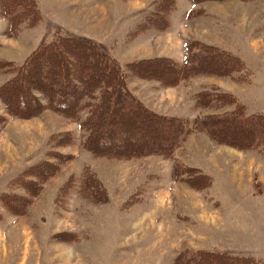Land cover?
Listing matches in <instances>:
<instances>
[{
    "label": "rangeland",
    "instance_id": "obj_1",
    "mask_svg": "<svg viewBox=\"0 0 264 264\" xmlns=\"http://www.w3.org/2000/svg\"><path fill=\"white\" fill-rule=\"evenodd\" d=\"M33 2L23 3L32 14L20 26L0 14V62L20 65L61 37L88 39L125 70L139 101L169 120L193 128L238 106L264 116V0ZM161 10L168 28L140 32ZM185 43L197 70L167 85L158 65L183 63ZM12 77L0 69V88ZM224 98L231 106L219 107ZM88 113L77 122L45 109L0 124V264H185L207 253L264 264V145L237 147L232 132L218 140L207 125L170 157L95 156L82 145Z\"/></svg>",
    "mask_w": 264,
    "mask_h": 264
},
{
    "label": "trees",
    "instance_id": "obj_2",
    "mask_svg": "<svg viewBox=\"0 0 264 264\" xmlns=\"http://www.w3.org/2000/svg\"><path fill=\"white\" fill-rule=\"evenodd\" d=\"M15 1L18 0H0V14L8 19L11 28L16 22H21L17 24L19 26L25 23L21 18L25 14H32V8L25 11L23 3L32 7L34 5L33 0H19L22 3L16 8L18 2ZM189 1L196 6L201 2L223 0ZM164 7L165 3L162 9ZM174 7V4L169 5L165 12L175 10ZM196 12L195 8L190 11L191 15ZM34 20L36 19L31 23ZM169 24L167 14L163 10L157 11L150 21L140 27V32L149 28L159 32L167 29ZM190 49L191 45L185 43L183 63L167 60V65H158L168 72L158 79L167 81V85H173L172 82H180L188 77L191 71L197 70L191 66L188 57ZM231 63L234 65V62ZM6 66L12 71L13 77L0 88V99L5 110V115H0V124L6 122V116H37L45 109H51L79 122L84 110L89 109L88 115L79 126L84 132L82 145L95 156L170 157L191 132L205 130L202 127L206 128L207 125L217 128L210 133L218 140L225 139L227 133L232 132L242 141L232 138L240 143H236L237 147L252 149L264 145V116L246 117L240 112L239 106L231 116L215 117L209 124L205 121L202 124L197 122L193 128L188 127L190 124L185 119L169 120L145 107L130 90L125 70L92 40L61 37L37 48L20 65L10 61L0 62V69ZM134 66L138 64H130L129 67ZM137 73L138 77H151L143 70H138ZM227 99H221L218 102L219 107L231 106V103H225ZM206 103L208 104V101L204 97L198 100L200 107H206ZM214 255L218 254L207 253L203 257L214 264H246L250 261L220 254V257L213 258ZM203 257L193 256L184 260V263L200 264L203 263Z\"/></svg>",
    "mask_w": 264,
    "mask_h": 264
},
{
    "label": "crops",
    "instance_id": "obj_3",
    "mask_svg": "<svg viewBox=\"0 0 264 264\" xmlns=\"http://www.w3.org/2000/svg\"><path fill=\"white\" fill-rule=\"evenodd\" d=\"M110 13V12H109ZM111 14H112V12H111Z\"/></svg>",
    "mask_w": 264,
    "mask_h": 264
}]
</instances>
